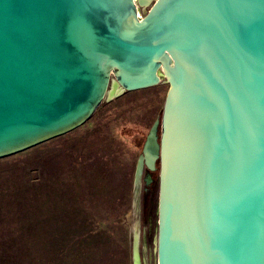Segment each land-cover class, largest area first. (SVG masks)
I'll use <instances>...</instances> for the list:
<instances>
[{"label":"water","instance_id":"95a60500","mask_svg":"<svg viewBox=\"0 0 264 264\" xmlns=\"http://www.w3.org/2000/svg\"><path fill=\"white\" fill-rule=\"evenodd\" d=\"M150 1L0 0V159L165 78L157 264H264V0Z\"/></svg>","mask_w":264,"mask_h":264},{"label":"rangeland","instance_id":"374dc122","mask_svg":"<svg viewBox=\"0 0 264 264\" xmlns=\"http://www.w3.org/2000/svg\"><path fill=\"white\" fill-rule=\"evenodd\" d=\"M168 88L106 98L76 129L0 159V264H157L159 174L136 173Z\"/></svg>","mask_w":264,"mask_h":264},{"label":"flooded vegetation","instance_id":"af4514ba","mask_svg":"<svg viewBox=\"0 0 264 264\" xmlns=\"http://www.w3.org/2000/svg\"><path fill=\"white\" fill-rule=\"evenodd\" d=\"M157 167H159V163L157 162ZM145 168H146V170H147V173H148V176H149V178H151L150 179V182L149 183H152L153 182V173H154V171H151L150 169H148L146 166H145ZM150 190V189H149Z\"/></svg>","mask_w":264,"mask_h":264},{"label":"bare ground","instance_id":"6f19581e","mask_svg":"<svg viewBox=\"0 0 264 264\" xmlns=\"http://www.w3.org/2000/svg\"><path fill=\"white\" fill-rule=\"evenodd\" d=\"M147 1H149V0H147ZM139 14L141 15V12L140 11H139ZM117 91H118L117 87L113 85L112 86V89L110 90V94H114Z\"/></svg>","mask_w":264,"mask_h":264}]
</instances>
